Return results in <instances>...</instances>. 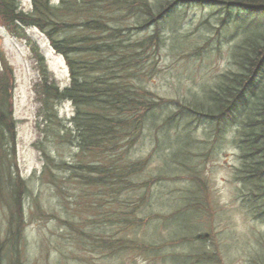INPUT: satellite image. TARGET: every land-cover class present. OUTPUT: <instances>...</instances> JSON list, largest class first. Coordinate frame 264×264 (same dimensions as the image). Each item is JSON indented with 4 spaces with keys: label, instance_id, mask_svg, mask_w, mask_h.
Segmentation results:
<instances>
[{
    "label": "trees",
    "instance_id": "1",
    "mask_svg": "<svg viewBox=\"0 0 264 264\" xmlns=\"http://www.w3.org/2000/svg\"><path fill=\"white\" fill-rule=\"evenodd\" d=\"M195 5L221 9L224 30L235 26V35L224 39L230 46L234 68L222 74L200 99L166 104L144 88V71L149 73L145 62L148 52L153 50L155 55L162 43V21H168L179 7ZM30 7L26 12L18 0H0V28L31 55L38 75L33 91L39 135L49 133L59 138L61 144L74 148L79 158L73 165L67 164L53 155L47 140L38 142L35 145L44 162V174L51 175L55 169L70 171L76 185L86 191L97 190L100 207L110 198L111 207L105 214L110 217L111 210L116 209L118 220L110 218L101 223L129 226L144 222L138 215L151 204L146 191L152 182L186 179L187 189L169 213L174 227L169 241L189 249L172 253L170 258L176 264H190L192 260L196 264H220L222 253L207 241L211 235H205L201 223L208 222L200 219L207 217L209 186L197 170L196 159L198 153L212 158L213 152L207 155L195 144L190 128L193 121H204L213 126L210 136L215 135L216 141L223 132L224 142L232 133L230 145L237 151L238 160L232 181L238 186L247 217L264 225V0H31ZM128 14L135 18L130 27L124 24ZM153 27V34L141 40L125 38L128 33ZM33 29L65 60L69 70L65 87L56 82L45 56L28 35ZM13 91L12 71L1 58L0 202L10 216L0 234V264H24L27 245L24 202L29 183L18 174ZM63 103L73 109L67 125L62 124L57 111ZM168 104L177 110L168 112ZM157 128L155 144L159 151L166 150V155L158 177L148 181L143 175L149 158H135L132 151L146 129L153 132ZM126 198L130 203L124 202ZM125 208L131 212H122ZM183 217H188L189 226H181ZM124 244L123 239L114 242L103 234L95 240L101 252L117 253L119 248H128ZM153 244L158 245L155 240L147 245ZM208 245L214 246V251ZM257 255L260 262L264 261V245Z\"/></svg>",
    "mask_w": 264,
    "mask_h": 264
},
{
    "label": "rangeland",
    "instance_id": "2",
    "mask_svg": "<svg viewBox=\"0 0 264 264\" xmlns=\"http://www.w3.org/2000/svg\"><path fill=\"white\" fill-rule=\"evenodd\" d=\"M18 1L26 12L30 10L31 0ZM153 1L149 0L150 3ZM127 17L124 24L130 27L135 18L129 14ZM222 17L224 12L221 9L195 5L179 7L169 16L168 21H162V43L155 55L153 50L148 52L145 62L149 73L146 75L144 71V88L165 100L166 104L171 101L200 99L203 93L212 89L222 74L234 68L229 54L230 46L224 39L235 35L236 28L230 26L224 30V26L220 25ZM262 21L264 24V20ZM154 29L155 27L138 34L131 32L125 38L131 42L141 40L152 35ZM28 35L45 56L56 82L61 88L65 87L69 83V70L65 60L54 52L49 41L39 31L30 30ZM238 40L239 37L236 36L235 43ZM1 58L14 78L13 118L16 123L15 154L18 174L29 183L24 202L27 220L24 264H176L170 255L178 251L182 253L189 247L170 243L169 235L174 227L169 213L178 206L180 195L187 189L189 181L179 179L152 182L150 189L146 191L151 204H147L148 209L141 210L144 214H139L138 217L144 218V222L136 226L101 223L110 218L118 220L116 209L111 210L110 217L105 214L111 207L109 197L104 199L105 206L100 207L97 190L86 191V188L76 185L70 171L55 169L51 175L44 174V162L35 144L47 140L53 155L70 165L79 161L75 157L77 151L61 144L62 140L49 133L45 137L43 133L39 135L35 128L38 105L33 91L38 75L28 49L2 28L0 61ZM168 105V112L177 110L173 104ZM57 111L62 124L67 125L73 114L71 105L60 104ZM193 122L190 129L195 144L204 148L207 155L213 152L212 158L202 157L198 153L199 157L196 159L197 170L203 174L202 177L209 186L207 217L200 218L201 221L208 222L201 223L205 228V235H211L207 241L214 243L212 245L221 251L220 264H264V261L260 262L256 258L257 252L264 245V225L247 217L242 209L238 186L232 181L234 167L238 165L237 151L230 145L232 133L227 134L225 142L224 132L216 141L215 135L210 136L212 125L204 121ZM158 130L159 128L152 132L146 129L132 151L135 158H149L143 175L148 181L158 177L166 155V150L159 151L157 143L155 144ZM159 196L163 199L159 200ZM129 200L126 198L124 202L130 203ZM125 211L131 212V209L122 210ZM9 216L8 209L0 202V234L5 231ZM188 221V217H183L179 223L186 227L189 226ZM101 234L114 242L116 239H123L128 248H119L117 253L99 251L95 240ZM152 240L158 245H147ZM195 243L196 241L191 243L192 248ZM214 246L208 245V249L214 251ZM190 264L196 262L192 260Z\"/></svg>",
    "mask_w": 264,
    "mask_h": 264
}]
</instances>
